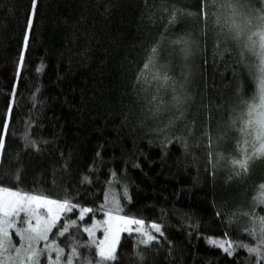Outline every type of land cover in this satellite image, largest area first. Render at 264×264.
<instances>
[{"label": "trees", "instance_id": "obj_1", "mask_svg": "<svg viewBox=\"0 0 264 264\" xmlns=\"http://www.w3.org/2000/svg\"><path fill=\"white\" fill-rule=\"evenodd\" d=\"M220 2L38 0L17 83L16 62L30 0H0V133L16 84L0 181L54 199L67 196L93 209L83 221L78 210L67 214L77 225L64 237L54 235L58 228L50 234L65 256L73 242L77 244L76 264L85 258L97 260L95 245L85 246L89 236L83 228L105 220L107 209L100 206L106 189L109 199L113 193L120 198L119 215L146 224L155 221L164 232L150 246L137 245V233H123L110 264H264L246 249L237 248L228 256L206 239L255 246L260 226L253 224L252 216H264L258 197L263 174L237 177L221 172L217 163V123L229 119L232 108H247L259 92V73L246 66L258 64L257 58L246 56V63H239L235 47L222 42L219 51H230L218 54L213 15L217 8L212 5ZM248 2L259 8L256 0ZM202 3L207 5V20L182 14L200 13ZM173 11L177 21L170 24ZM180 35L195 41L187 57L171 44ZM155 45L158 61L167 66L174 85L136 81ZM147 79L152 80L151 74ZM177 94L187 97L179 111L172 106ZM153 95L166 105L154 118L148 112ZM170 120L171 127L157 131ZM26 132L37 141L38 151L25 147ZM255 164L263 165L264 160ZM122 185H127L130 200L123 197ZM253 227L257 236L244 231ZM135 251L143 254V261ZM41 264H47L45 257Z\"/></svg>", "mask_w": 264, "mask_h": 264}, {"label": "snow or ice", "instance_id": "obj_2", "mask_svg": "<svg viewBox=\"0 0 264 264\" xmlns=\"http://www.w3.org/2000/svg\"><path fill=\"white\" fill-rule=\"evenodd\" d=\"M259 8L255 7L248 0H221L219 4H213L212 7L217 8L215 15V27L217 29V50L218 54L223 56L224 52L230 51L225 47L224 51H219V45H233L238 53V62L246 63V54H251L258 59V64L247 65L251 71L255 67L259 73L258 90L259 103H248L247 111L241 112L239 119L243 126L240 132L250 139H245L247 145L251 143L252 151L246 152L240 149V158H231L230 164L234 169V175L240 176L249 169V163L255 158H264V0H256ZM207 5H201L200 13L184 12L183 15L193 16L202 15L207 20V13L204 8ZM38 11V0H30V9L26 17V27L23 33L22 46L19 51L18 61L16 62L17 83L21 76V70L25 61L26 50L29 46V34L33 28L34 17ZM177 21V13L173 11L169 20L170 24ZM195 43L187 35L177 36L171 41L173 46H180V50L185 57L191 53V46ZM160 56L159 46H152L148 52L147 58L143 63L136 76L137 83L142 81L145 84L152 82L158 85H167L172 78L168 74L166 65L159 63ZM151 74L152 80L147 79ZM173 85L175 81H172ZM183 87V86H181ZM37 91H39L37 89ZM159 91V88H157ZM176 89L173 87V92ZM16 95V84L12 86V92L8 108L4 113L3 132L0 133V156L5 150V134L9 129V120L13 109ZM36 93H33V102L35 104ZM187 102L186 96L173 95L172 106L178 111ZM152 107L148 109L151 117H157L161 110L166 108L162 100L156 95L151 98ZM183 113L181 112V116ZM247 116V119L244 117ZM180 119V117H175ZM174 120H170L163 129H157L161 133L165 132L174 124ZM236 121L233 120V123ZM30 126V122H29ZM167 139V137H165ZM25 147L31 146L33 149L39 150L37 141L30 138L26 132L24 137ZM48 143L47 141H44ZM211 143V141H209ZM259 144V147L256 145ZM62 155V154H61ZM97 151V158L100 157ZM217 163L224 160L225 157L221 153H217ZM212 153H209L211 159ZM138 167V165H137ZM19 170L16 172L18 178ZM112 177H116V173L112 172ZM87 180V177L84 178ZM264 188V185H261ZM123 197L130 200L127 192V185H122ZM264 203V201H261ZM100 208L107 209L103 212L105 220L99 223L104 224L105 237L102 241L97 242L93 237V229L97 227V222L93 220L91 226H86L83 231L89 236L86 247L95 245V253L99 257L97 264H107V262L116 259V245L121 232L137 233L139 239L137 245L150 246L159 237H163V225L155 221L147 222L144 219L135 216L119 215L123 211L120 206V198L113 193L109 199L108 190H105V202ZM79 212V220L83 221L85 216L93 212V209L84 205L72 202V199L65 197L63 199H54L42 192L23 191L18 188L6 186L0 181V264H41V257L46 255L47 264H63L62 257L65 255V249L60 247L57 239H50V234L54 228L58 231L54 234L56 237H64L70 228L77 225V220L66 219L67 214ZM221 213H217L220 216ZM249 216V213H244ZM62 222V226L61 225ZM252 222L255 225L259 223V234L255 227L252 229L245 228V232L257 236L255 246L243 243H236L228 239L220 240L219 238L208 237L207 242L210 245L222 249L228 256H232L237 248L246 249L248 253H255L260 259H264V216H252ZM154 230V231H153ZM155 233V234H154ZM13 234L19 238V243H14ZM158 234V235H156ZM227 236V233H225ZM43 242V243H42ZM42 243V246H41ZM169 243H171L169 241ZM53 253L55 256L53 257ZM134 255L140 260H144L141 252L135 251ZM80 253L75 242L71 245L70 252L67 253L66 264H73L74 258H78ZM83 264H91V260L85 258Z\"/></svg>", "mask_w": 264, "mask_h": 264}, {"label": "rangeland", "instance_id": "obj_3", "mask_svg": "<svg viewBox=\"0 0 264 264\" xmlns=\"http://www.w3.org/2000/svg\"><path fill=\"white\" fill-rule=\"evenodd\" d=\"M246 56L248 57L249 60L251 58L255 60V58H256L255 56H252L251 54H246ZM254 99H256V101L253 100L251 103H257L258 104L259 103V92ZM242 107H243V109H242ZM246 111H247V108H245V105L244 106L240 105L238 107L232 108L231 111H229V114L231 117L227 120L222 119L217 123V127L215 129L216 130L215 151H216V154L221 153L225 157L224 160H222L218 163L219 170L221 172H224L225 174L228 172L234 173V169L232 168L229 161L231 158H237V159L240 158V149L241 148L245 149V151L248 153H250L252 151L251 143H249L247 145L244 143L245 139H250V138L246 137L243 133L240 132V128L243 126V124H242V121L238 117H239L241 112L246 113ZM244 119H247V116H245ZM233 120H235L236 122L233 123ZM256 146L259 147V144H257ZM261 159L264 160V158H255V159L251 160L249 163L248 171L246 173H242V174L243 175H252L253 177H255L258 174L262 173L264 176V164L263 165H258V164L256 165L255 164L257 162V160H261ZM258 197L260 199V202L264 201V188L261 187V191L258 194ZM262 204H264V203H262ZM105 227L106 226L104 224L97 222V227L95 229H93V237L92 238L94 240H96L97 242L102 241L105 237V232H104ZM123 233H125V232L120 233L119 240H120V237ZM126 233H128V232H126ZM119 240L117 242L116 249H117ZM13 241H14V243H17V244L19 243V238L16 237L14 234H13ZM42 243H41V246H42ZM42 257L46 258V255L42 256ZM66 260H67V256L64 255L62 257L63 264H66ZM97 260H99L98 256H97ZM97 260L94 262L91 260V264H97ZM73 264H76L75 260L73 261ZM107 264H110V262H107Z\"/></svg>", "mask_w": 264, "mask_h": 264}]
</instances>
